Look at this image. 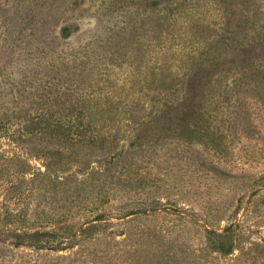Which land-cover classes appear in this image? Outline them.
I'll return each instance as SVG.
<instances>
[{"label":"rangeland","instance_id":"rangeland-1","mask_svg":"<svg viewBox=\"0 0 264 264\" xmlns=\"http://www.w3.org/2000/svg\"><path fill=\"white\" fill-rule=\"evenodd\" d=\"M263 37L264 0H0V264H264V60L224 54Z\"/></svg>","mask_w":264,"mask_h":264},{"label":"trees","instance_id":"trees-1","mask_svg":"<svg viewBox=\"0 0 264 264\" xmlns=\"http://www.w3.org/2000/svg\"><path fill=\"white\" fill-rule=\"evenodd\" d=\"M231 41H233L231 39ZM247 47L245 46H240L237 49L231 50L230 52L228 51L229 49L226 50L224 53L226 56V60L228 61H239L240 67L235 68L236 71L241 72V76H245L246 72H248L251 69V64L255 62L256 59H261L264 60V37L263 38H258V39H251L250 42H246ZM224 59V60H225ZM244 65H243V63ZM242 64V66H241ZM236 66H239L238 64H235ZM228 68V67H227ZM224 69V68H222ZM207 68H199L198 70H195V72L191 75L189 82L187 83H181V87L179 89L180 91V96L175 100V105L174 108L166 109L162 112V118L160 119L161 122L163 121H169V120H174L176 116L179 115H186L189 113H192L200 99H205L204 96V80L207 78L208 75ZM201 104L198 105V107ZM174 113V117L170 116L171 113ZM10 119V118H9ZM12 190H17L18 186H11L10 187ZM134 213L133 208H127L126 210H123L120 214V217H127L128 215H131ZM122 215V216H121ZM82 229V228H80ZM3 231V230H2ZM41 232H27L21 227L15 228L13 236L17 240H22V238L26 236H30L31 238H36L38 237L37 235H49L51 237H61V238H66L72 235L77 230H65L58 232L57 230H40ZM213 246L216 248V250H221L222 248H219V246L212 241ZM222 251V250H221ZM230 251V246L225 250L224 253H228Z\"/></svg>","mask_w":264,"mask_h":264}]
</instances>
